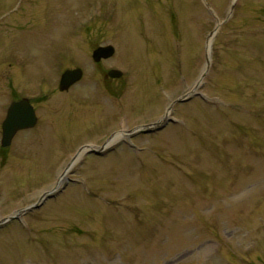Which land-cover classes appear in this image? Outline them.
I'll return each mask as SVG.
<instances>
[{"label":"rangeland","instance_id":"obj_1","mask_svg":"<svg viewBox=\"0 0 264 264\" xmlns=\"http://www.w3.org/2000/svg\"><path fill=\"white\" fill-rule=\"evenodd\" d=\"M190 90L163 128L81 153L3 222L80 147ZM10 93L38 121L0 145V264H264V0H0V122Z\"/></svg>","mask_w":264,"mask_h":264},{"label":"water","instance_id":"obj_2","mask_svg":"<svg viewBox=\"0 0 264 264\" xmlns=\"http://www.w3.org/2000/svg\"><path fill=\"white\" fill-rule=\"evenodd\" d=\"M215 32H216V29L210 32L209 37L211 38ZM209 41L210 40L208 39L206 42V63L207 65L209 63V51H210ZM113 53H114V47L112 45H100V46L95 47L92 50L91 57L93 61L98 62L103 58L104 59L109 58L110 56L113 55ZM107 75L112 78H118L122 75V72L118 69L112 68L107 71ZM81 76H82V70L79 67L65 69L60 75L58 89L60 91L67 90L72 84L80 80ZM201 76H203V73ZM186 96L187 94L179 98L177 101H184L186 99ZM168 120H171V119H167L166 117H163L155 123L138 126L134 128L133 130L129 131L128 133L132 135L135 132H140V131L143 133H149L154 130H159L165 126ZM35 122H36V117L34 114V110L27 99H21L18 101L11 102L7 109V115L2 122L1 146L3 147L8 146L11 143V139L17 130L32 127L35 124ZM117 136H118V133H115L112 136H110L108 140L104 142L103 146L100 147V149L110 144V142ZM91 151L94 153H99V151L95 149ZM75 158L76 157H74L69 162V164L67 165V168L75 161ZM48 195H50L49 192L45 193L40 198L38 203L26 206L16 211L14 215L7 217L6 219L3 220V222L7 221L8 219L18 218L19 215L26 210L39 207L40 204L45 199V197H47Z\"/></svg>","mask_w":264,"mask_h":264},{"label":"flooded vegetation","instance_id":"obj_3","mask_svg":"<svg viewBox=\"0 0 264 264\" xmlns=\"http://www.w3.org/2000/svg\"><path fill=\"white\" fill-rule=\"evenodd\" d=\"M66 92V91H65ZM22 97H25V96H23V95H18V96H13L12 95V93H10L9 94V101L11 102V101H13V100H18V99H20V98H22ZM29 100H30V102H31V104L33 105V107H34V111H35V114H36V116H37V113H36V108H35V104H34V102H32V99L31 98H29ZM6 106V108H7V105H5ZM6 108H5V113H6ZM3 119V118H2ZM2 121V120H1ZM37 121H38V116H37ZM36 125V124H35ZM18 133V132H17ZM0 134H1V122H0ZM16 135V134H15Z\"/></svg>","mask_w":264,"mask_h":264}]
</instances>
